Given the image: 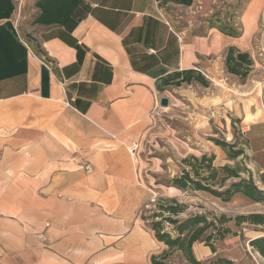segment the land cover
Wrapping results in <instances>:
<instances>
[{
    "label": "crops",
    "instance_id": "crops-1",
    "mask_svg": "<svg viewBox=\"0 0 264 264\" xmlns=\"http://www.w3.org/2000/svg\"><path fill=\"white\" fill-rule=\"evenodd\" d=\"M209 7L33 0L18 28L16 0H0V264H151L162 244L141 218L137 147L155 95L228 86L257 65L264 0H248L237 36L179 24ZM243 135L264 153V119ZM201 244L199 260L211 253Z\"/></svg>",
    "mask_w": 264,
    "mask_h": 264
},
{
    "label": "rangeland",
    "instance_id": "rangeland-1",
    "mask_svg": "<svg viewBox=\"0 0 264 264\" xmlns=\"http://www.w3.org/2000/svg\"><path fill=\"white\" fill-rule=\"evenodd\" d=\"M247 2L210 0L211 7L205 9L203 14L197 13L194 18L184 17L179 24L199 29V33L203 32L204 26H224L226 17L230 15L233 17L232 26L238 31L239 16ZM16 4L15 18L20 28L34 16L33 0H16ZM261 18L257 35L261 44L256 54L257 65L251 73L243 79L227 82L228 86L221 81L209 82L196 90L189 87L177 89L171 94L168 105L153 114L152 125L137 147L140 177L148 188L149 204L144 208L147 212L155 209L153 202L159 195L178 196L191 204L188 212H213L217 216L223 213L232 218L226 224L231 234L215 243V252L201 257L205 262L227 259L231 264H264V258L248 242L264 234V225L248 222L235 225L238 215L264 216V202H253L241 194H235L229 202L223 203L207 193H181L161 184L156 185V181L180 173L183 168L181 160L191 155L213 154L215 165H233L235 161L227 158L225 152L214 143L215 138L229 144L236 140L238 146L244 148L247 156L245 164L251 170L257 186L264 189V183L259 180V174L264 172V153L249 151L244 145L243 135V130L249 124L264 119V16ZM162 249L163 246L157 253ZM173 259L177 260L175 256Z\"/></svg>",
    "mask_w": 264,
    "mask_h": 264
},
{
    "label": "trees",
    "instance_id": "trees-1",
    "mask_svg": "<svg viewBox=\"0 0 264 264\" xmlns=\"http://www.w3.org/2000/svg\"><path fill=\"white\" fill-rule=\"evenodd\" d=\"M217 27L229 35H239L233 26ZM213 141L229 160L235 161L233 165H215L213 154L191 155L181 160L183 168L180 173L157 180L156 185L161 184L181 193H207L223 203L229 202L235 194H241L253 202H264V189L257 186L251 170L245 164L247 156L244 148L238 146L236 140L230 144L215 138ZM244 145H247V140ZM259 180L264 183V172L259 174ZM148 204L149 201L143 205L141 218L153 232L155 240L163 246L161 252L151 256V264H231L227 259L215 262L199 260L193 252V245L203 243L211 252H215V243L231 234L226 224L232 218L223 213L217 216L213 212H188L191 204L178 196L159 195L153 202L155 209L149 212L144 209ZM242 222L264 225V216L251 214L235 217V225ZM248 242L264 258V234ZM174 256L177 260L173 259Z\"/></svg>",
    "mask_w": 264,
    "mask_h": 264
},
{
    "label": "built area",
    "instance_id": "built-area-1",
    "mask_svg": "<svg viewBox=\"0 0 264 264\" xmlns=\"http://www.w3.org/2000/svg\"><path fill=\"white\" fill-rule=\"evenodd\" d=\"M38 59L40 60V62L48 69H51L52 68V65L53 63L48 59L47 56L45 55H42V56H39ZM163 96H159V95H155V107H154V110H153V114H157L158 110L160 109V99L162 98ZM166 97V96H165ZM168 98V97H167ZM169 99V98H168ZM135 147L132 149L134 151ZM84 170L86 172H88L90 170V166L88 164H86L84 166Z\"/></svg>",
    "mask_w": 264,
    "mask_h": 264
},
{
    "label": "water",
    "instance_id": "water-1",
    "mask_svg": "<svg viewBox=\"0 0 264 264\" xmlns=\"http://www.w3.org/2000/svg\"><path fill=\"white\" fill-rule=\"evenodd\" d=\"M169 103V99L165 96H163L161 99H160V106L161 107H166Z\"/></svg>",
    "mask_w": 264,
    "mask_h": 264
},
{
    "label": "bare ground",
    "instance_id": "bare-ground-1",
    "mask_svg": "<svg viewBox=\"0 0 264 264\" xmlns=\"http://www.w3.org/2000/svg\"><path fill=\"white\" fill-rule=\"evenodd\" d=\"M258 94V93H257Z\"/></svg>",
    "mask_w": 264,
    "mask_h": 264
}]
</instances>
